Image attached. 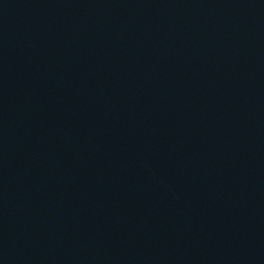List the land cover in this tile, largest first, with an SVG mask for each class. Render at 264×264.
<instances>
[{"label": "water", "instance_id": "obj_1", "mask_svg": "<svg viewBox=\"0 0 264 264\" xmlns=\"http://www.w3.org/2000/svg\"><path fill=\"white\" fill-rule=\"evenodd\" d=\"M7 1L0 0V264H264V0H56L65 3L57 12L53 0ZM171 2L185 17L175 38L136 43L141 58L161 63L140 58L116 77L114 44L134 43L133 23L164 17ZM31 44L49 47V68L28 60ZM181 46L200 54L194 74L203 78L189 80L187 91L193 68L189 60L175 66ZM85 53H95L97 66L86 69ZM202 79L209 89L220 83L221 104L239 112L224 107L217 121L197 109L186 134L161 147L183 174L169 189L153 185L143 160L164 142L162 101L180 95L184 108L204 107ZM150 80L161 90L159 110L140 119L137 92ZM117 95L122 112L135 113L117 114ZM178 109L167 108L172 121ZM250 122L262 136L254 165L262 174L247 175L223 153ZM143 195L149 214L138 210ZM42 204L59 231L36 213ZM60 240L72 245L63 259L52 253L63 251Z\"/></svg>", "mask_w": 264, "mask_h": 264}]
</instances>
